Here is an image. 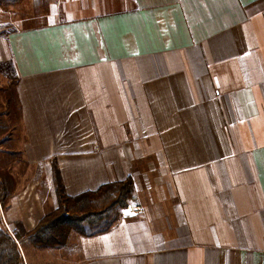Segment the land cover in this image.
Masks as SVG:
<instances>
[{
    "label": "crops",
    "instance_id": "obj_1",
    "mask_svg": "<svg viewBox=\"0 0 264 264\" xmlns=\"http://www.w3.org/2000/svg\"><path fill=\"white\" fill-rule=\"evenodd\" d=\"M49 1L0 23L25 164L5 228L58 209L56 163L70 197L135 186L78 264H264V0Z\"/></svg>",
    "mask_w": 264,
    "mask_h": 264
},
{
    "label": "trees",
    "instance_id": "obj_2",
    "mask_svg": "<svg viewBox=\"0 0 264 264\" xmlns=\"http://www.w3.org/2000/svg\"><path fill=\"white\" fill-rule=\"evenodd\" d=\"M3 1L8 5H17L24 0H0L1 3ZM0 98V132L7 134L6 141L0 140V264H24L21 249L26 247L64 249L73 232L81 236H95L109 231L120 219L121 210L135 199L132 177L103 185L95 192L70 197L56 163L53 165V176L58 209L44 217L31 232H26L21 224L16 225L13 235L5 228L1 211L6 210L20 184V177L15 175L12 167L3 166L1 159L7 154L2 151V145H18L22 132V106L17 82L2 87ZM15 153L21 154L20 151ZM21 176H24V171Z\"/></svg>",
    "mask_w": 264,
    "mask_h": 264
},
{
    "label": "rangeland",
    "instance_id": "obj_3",
    "mask_svg": "<svg viewBox=\"0 0 264 264\" xmlns=\"http://www.w3.org/2000/svg\"><path fill=\"white\" fill-rule=\"evenodd\" d=\"M26 1V2H25ZM24 0L17 5H8L5 1L0 2V23L7 21L11 18H18L19 16L31 15V14H41L45 12L44 7L49 0ZM1 27V26H0ZM11 66L8 61L0 62V89L2 87L10 84L13 80L9 82L7 74L11 73ZM12 76V75H11ZM10 76V77H11ZM13 77V76H12ZM12 77L10 79H12ZM1 99V98H0ZM1 110V108H0ZM4 131L0 132V140L6 141ZM2 151L6 152V155L2 156V165L5 167H12L13 172L17 177L25 170V164L23 161V156L15 152L19 151V145L13 146L11 143H5L2 145ZM3 211H1L2 213ZM53 213V212H52ZM51 214V213H50ZM76 233L71 234L69 244L66 248L61 249L56 252H46L37 253L39 256L33 258L36 264H78L79 263V251L77 246V239L73 238ZM32 256V255H31ZM34 263V264H35Z\"/></svg>",
    "mask_w": 264,
    "mask_h": 264
}]
</instances>
